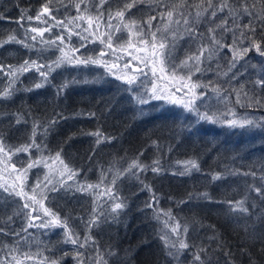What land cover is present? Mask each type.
I'll return each mask as SVG.
<instances>
[{
	"label": "rangeland",
	"instance_id": "rangeland-1",
	"mask_svg": "<svg viewBox=\"0 0 264 264\" xmlns=\"http://www.w3.org/2000/svg\"><path fill=\"white\" fill-rule=\"evenodd\" d=\"M227 1H232L237 10L232 27L225 25V13L218 6L200 12L198 22L206 23L208 30L214 29L221 43L233 45L234 39L238 42L243 39V25L252 21L256 27L255 39L264 50V23H261L264 0ZM176 19L173 15L169 24L174 26ZM111 23L113 28L108 30L115 50L99 51L93 57L99 62L93 63L92 69L109 68L131 88L123 105L115 107L107 95L88 86L70 88L66 75L72 63L48 67L40 62L28 71L17 73L16 78L10 73L6 91L10 95L0 97V146L4 149L0 151V228L17 212L25 214L28 223L29 213L39 215L43 221H50L51 214H55L61 221L60 226L33 227L32 230H36V234L46 231L54 235L64 230V244L70 245L71 242H65L66 229L68 232L71 228L67 221L75 207L83 206L91 226L103 221L110 264H195L193 259L199 251L197 245L201 237L215 248L213 261L207 264H243L246 258H250L252 264H264V258L262 261L255 258L264 257V250L256 244L264 240V200L260 201L255 191L257 187L264 188V88L256 86L257 80H264L261 55L248 39L235 45L249 48L248 53L236 61L235 67H230L233 53L227 47L220 48L211 60L201 63L203 70L198 79L192 78V81L207 87L196 89L197 93L205 94L196 104L200 113L215 114L216 121L200 120L195 112L186 110L180 103L164 99H151L147 104L138 102V97L150 96L153 87L162 95L190 99V93L184 95L188 89L180 80L181 76L187 78L190 65L178 68L175 78L172 67L181 62L172 63L170 59L163 73L159 71V64L156 65L155 76L151 64L145 67V74L142 70L132 71L128 67L129 59L144 65L143 60L152 58L150 47L137 50L144 47L138 44L134 34L142 25L125 18L114 19ZM124 25H132L131 35ZM221 25L231 30L225 32ZM236 25L240 26L239 30ZM143 32H148L145 39L151 40L152 32L161 38L158 28L152 32L143 29ZM209 33L203 45L211 46L212 33ZM173 34L169 33L168 38ZM102 52H105L103 56ZM23 64L12 70L20 69ZM40 65L45 67L39 68ZM41 71L48 73L46 81ZM128 78H135L134 83H127ZM36 84L42 86L37 88ZM61 88L63 90L58 93ZM213 88L220 90L219 95ZM241 89L242 102L237 103L236 92ZM244 93L253 99H248ZM256 100L262 102L256 104ZM233 119H247L253 124L229 126L227 122ZM239 128H246V131L234 144L232 138ZM33 140L39 148L17 151L31 145ZM122 151H129L131 157L113 164L112 160ZM167 152L172 155L167 157ZM142 159L158 166L156 202L169 207L172 213L164 215L161 211L151 216L149 210L144 209L147 192L133 177L137 176ZM35 161L42 162L28 168L29 163ZM21 169H27L26 177L21 176ZM217 175L221 178L213 179ZM125 177L128 181L123 188L128 189L129 194L135 193L136 199L130 208L125 206L113 212L114 204L121 202V194L116 191L113 195V190ZM26 202L29 208L24 207ZM237 202H243L247 211L234 210ZM45 209L49 214H45ZM42 220L33 223L38 225ZM177 222L180 224L179 238L189 247L182 250L178 258H173L168 255L161 237L168 235L176 241L172 228ZM34 237L37 240V235ZM36 243L38 245L39 241ZM31 245L34 247L35 242ZM36 250L34 247L22 258H6L4 264L58 261L56 257L44 258Z\"/></svg>",
	"mask_w": 264,
	"mask_h": 264
},
{
	"label": "trees",
	"instance_id": "trees-1",
	"mask_svg": "<svg viewBox=\"0 0 264 264\" xmlns=\"http://www.w3.org/2000/svg\"><path fill=\"white\" fill-rule=\"evenodd\" d=\"M171 1L104 0L101 5V0H51V13L55 19L44 16L41 20H37L35 17L49 0H0V17H3V19H0V97L5 95L8 88L7 84L11 75L9 69H13L25 61L30 63L32 61L36 63L45 62L49 67V65L53 66L64 54H70L69 57L71 58L80 57L83 59L97 56L98 52L104 48L111 52L115 50V48L107 47V36L111 35L108 30V22L110 14L112 20L120 18L116 16V13L120 11L124 12L122 19L133 20L142 25L145 30L152 32L158 28L160 37L165 36V39H167L170 36L169 33H174L173 36H175H172L173 38L169 37L167 39L169 46L174 42V47L171 46L170 62L180 64L187 57L198 55L199 49L203 45L204 37L209 36L210 33L206 28V23L201 22V20L198 22L197 13L210 10L208 7L209 0ZM226 2L229 7L223 9L225 13L223 21H227L226 25L232 27L236 22L237 10H235L236 8L232 1L226 0ZM211 3L221 9L225 0H211ZM76 4H80L79 11L76 8ZM127 4H134V6L126 9ZM169 11H172L173 15L178 19H176L177 22L174 26L169 24L166 15ZM231 11H235V15H232ZM22 13L24 14V19L17 23ZM80 16H83V19H78ZM28 17L33 19L29 20ZM90 17L92 18V28H89ZM152 17H155V19L151 20V28L149 29L147 21ZM184 18L189 20L187 26L184 24ZM69 20H73L74 23L68 24ZM57 21H63L68 24V28L57 26ZM97 24L100 25L98 30ZM111 24L113 25V23ZM76 25H79V27H76ZM165 25L168 26L167 29ZM49 26H51V30L44 32L43 37L30 31L32 27L43 29ZM112 28L113 26L110 29ZM186 28H192V36L188 34ZM84 29H88V31L86 32ZM69 31L79 33V35H69ZM101 33L104 35L101 36ZM60 35L64 36L63 44L56 40V37ZM33 36L37 37L36 40L32 39ZM81 36H85L87 39H81ZM11 37L15 39L12 40L10 39ZM102 39L104 43H101ZM46 41H55V43L49 44ZM25 44L29 46L26 47ZM61 48L64 50L63 53ZM74 49H79V51H73ZM256 53L260 55L259 52L256 51ZM261 57L264 61V56L261 55ZM69 66L71 71L66 75V83H68L70 88L88 86L94 90L96 89L105 96L107 95L115 107L123 105L131 93V88H127L125 82L115 77L109 68L102 69L97 66L96 70L93 71V63L71 64ZM198 74L199 72H197V75L195 72L192 78L198 79ZM189 96L191 97V95ZM245 131L246 128H239L237 134L232 138L234 144L241 140ZM166 154H168L167 157L172 155L171 152ZM130 157L129 151H122L112 162L113 164H119ZM139 164L140 169H138L137 176L133 175V177L137 179L138 185L147 192L146 195L148 197L145 199L144 209H148L151 216L155 213L160 214L161 211L164 215L172 213L169 207H164L160 202H156L157 197L155 195L158 193L159 188L156 175H158L159 170L154 172L152 169L157 166L143 159ZM127 181V177L121 180L117 184L116 190H113V195L116 191L119 192L121 201L130 208L133 200L136 199V194L133 192L129 194L127 192L128 189L123 188ZM259 200L262 201L264 198L260 197ZM148 205H152V207H148ZM82 207H75L72 210L70 219L67 221L71 225L68 232L78 239L79 243L76 245L72 243L70 245L64 244V230L54 235L50 234V232L40 231L37 228L40 232L36 234V230H32L33 227H28L25 214L21 212L8 217L5 226L0 228L4 230L0 232V263L4 264L6 258L17 259L22 258L21 256L25 257L34 247H37L36 252L38 254L42 253L44 258L56 257L58 264H78L77 252L83 254L80 258L82 264H110L107 242L102 231L103 221L95 222V225L91 226L90 218ZM95 213L94 211V217L96 216ZM24 229H27V231H24ZM253 229L257 230V227L254 226ZM35 235H37V240L34 237ZM86 238L88 239L86 240ZM36 241H39L38 245ZM263 241L260 239L259 244L256 243L262 251L264 250ZM34 242L35 245L33 247L31 244H34ZM79 244H84L85 246L79 247ZM245 245L247 246V244ZM197 249L199 250L197 254H200L204 264L213 261L215 248H211L204 238L201 237L199 239ZM255 258L262 261L264 257ZM195 264H199V262L195 261ZM243 264H252V261L250 258H246Z\"/></svg>",
	"mask_w": 264,
	"mask_h": 264
},
{
	"label": "snow or ice",
	"instance_id": "snow-or-ice-1",
	"mask_svg": "<svg viewBox=\"0 0 264 264\" xmlns=\"http://www.w3.org/2000/svg\"><path fill=\"white\" fill-rule=\"evenodd\" d=\"M103 3H104V0H101V5ZM50 4H51V0H49V2L42 7L41 12L37 14L35 19L41 20L42 17H44V16H48L51 19H55V17L52 16ZM133 6H134V4H127L126 9L131 8ZM208 7L209 8L213 7L211 0H209ZM226 7H229V6L225 0V3L220 10L223 11V9ZM76 8L79 11L80 4H76ZM245 12L247 13L246 8H245ZM201 14L202 13H197L198 16ZM231 14L235 15V11H231ZM247 14L251 15V13H247ZM166 15H167V18L169 21H171L173 19V12L172 11L167 12ZM212 15L215 16L216 12L213 11ZM116 16L123 18L124 12L123 11L117 12ZM0 19H3V17H0ZM23 19H24V14L22 13L21 17L17 21V23H20ZM28 19L31 20L33 18L28 17ZM78 19H83V16L78 17ZM152 19H155V17H152L149 21H147V23L149 25V29L151 28V20ZM111 20H112V17L110 14L109 15V22H108L109 28L112 27ZM72 23H74L73 20L68 21V24H72ZM261 23H264V20H261ZM56 24H57V26H63L66 29L68 28V24H65L63 21H57ZM184 24L186 26L189 24V20L187 18H184ZM226 24H227V21H225V25ZM76 27H79V25H76ZM99 27H100V25L97 24V30L99 29ZM124 27L129 28L130 35H131L132 34V25H124ZM167 27L168 26L165 25L166 29H167ZM220 27H222L223 31H225V32L231 30L224 25H221ZM89 28H92V18L91 17L89 18ZM239 28H240V26L236 25V29L239 30ZM243 28L245 29V31L241 32V36L243 37V39L240 40L239 42L234 39L233 45H225V44L221 43V41L216 38L215 30L210 29L209 31L212 33L211 46L202 45L199 49V55L189 56L186 60L181 61V64L179 66H173L172 67V77L175 78L177 76V69L178 68L182 69L184 67H189V65H190L189 74H188L187 78L185 79V77H183V76L180 77V80L183 83V87H186L188 89V92L184 93V95L187 96L190 93L191 94L190 99H188V100H185L183 98L176 99L174 96L162 95L155 89V87H153V89L151 90V95L147 96V97H138V102L140 104H147V103H149V101L151 99H164V100L169 101L170 103H180L183 105V107L186 110H188L190 112H195L200 120H208V121L215 122L216 121L215 114L208 115L207 113H200L199 112L198 106L196 104V100L201 99L202 97H204L205 94L204 93H197L196 89L199 87H207V86L206 85H200L198 83L193 82L192 76L195 74V72H201L203 70L200 67V65H201V63L204 62V60H211L212 57L219 51V49L223 48V47H227L229 49V51H231L233 53V60L230 64V67H235L236 61L238 59H242L249 51L248 47H243L242 49L239 47H235V45L237 43H243V40L250 39L252 46L256 48L257 52H259L260 55L264 56V50L261 49L260 42L255 39L256 27L253 25V22L249 21L248 24L243 25ZM50 30H51V26L43 28V29H40L37 27H32L30 29L31 32L37 33L40 37H43L44 32H47ZM186 30L190 36L193 35L192 28H186ZM84 31L87 32L88 29H84ZM249 33H251V36L249 35ZM72 34L79 35V33H72L71 31H69V35H72ZM134 34L138 37V44L144 46L143 48H138L137 49L138 51H144L145 48H147V47H150L152 50V58L143 60L145 67H148L149 64H151L152 65L151 71H152L154 76L157 73V67H156L157 64H159V66H160L159 71L162 73L165 72V70H166L165 66L168 64V59H169V56L171 55V47L169 46L168 43L165 42V39L163 37L158 39L157 33H155V32L151 33V37H152L151 40L145 39V37L148 35V33H144L143 29L141 27H137L136 32ZM103 35L104 34L101 33V36H103ZM233 36H235V32H233ZM36 38H37L36 36L32 37L33 40H36ZM10 39L14 40L15 38L11 37ZM81 39H87V37L81 36ZM56 40L60 41V43L63 44L64 43V36L60 35V36L56 37ZM17 42H19V41H17ZM46 43L54 44L55 41H46ZM101 43H104L103 39L101 40ZM25 46L28 47L29 45L25 44ZM171 46L174 47V42L172 43ZM107 47L113 48L112 36L110 34L107 36ZM63 51H64L63 48H61L62 53H63ZM73 51H79V49H74ZM103 55H104V53L102 52L101 56H103ZM134 58H136V57H134ZM64 62L72 63V64H88V63H98L99 61L96 59H93L91 57L83 58V59L80 57L71 58L67 54H64L60 59H58L55 62V65L57 67H59V65L61 63H64ZM35 64H36L35 61H32L31 64L29 63V61H25L20 69H17V70L9 69V71H11L12 76L14 78H16L17 73H22V72L28 71L29 68ZM38 67L43 68L45 66L40 65ZM193 68L195 69V72L192 71ZM40 74L42 77H44V80L46 81L48 73L41 71ZM233 78H235V76H233ZM134 79L135 78H128L127 83H129V84L134 83ZM13 82H14V80H13ZM41 86H42V84H36L37 88H39ZM256 86L264 88V80H257ZM64 87H67V85H64ZM62 90H63V88L58 89L57 91L59 93ZM212 90L214 92H217V94L219 95L220 90L218 88H213ZM177 91H181V89H177ZM241 92H242V89L240 91L236 92V96H237L236 102L237 103L242 102L240 99ZM7 95H10V93L6 92L5 96H7ZM244 95L247 97L246 93H244ZM247 98L250 100L253 99L252 97H247ZM201 102H202V100H201ZM261 102L262 101H260V100L255 101L256 104H260ZM227 123L229 124V126H232V127H235V126L244 127L245 125L253 124V121H250L247 119H244V120L233 119V120L228 121ZM33 135L34 136L36 135L35 129L33 130ZM31 147L39 148V145H36L35 140H33V143L31 145L17 149V151L27 152ZM0 151H4L2 146H0ZM58 157H59V154H57V158ZM41 162L42 161H35L32 163H29L28 168L35 167L37 164H39ZM195 166H196L195 163H193L192 167H195ZM152 170L154 172L158 171V166L153 167ZM26 175H27V169H21V176L26 177ZM244 175H249V173H244ZM251 175L254 176L255 173L253 172V173H251ZM69 178H71V176H69ZM220 178L221 177L219 175L213 177V179H220ZM46 179H48V178L46 177ZM48 182L51 183V180H49ZM37 187H39V183H38ZM89 187H91V186H89ZM5 190L7 191V189H5ZM53 190H54V186H53ZM108 191H109V193H111V189H109ZM255 191H256L258 196L264 198V188L257 187V188H255ZM17 194L20 195L21 193H17ZM24 195H26V194H24ZM203 195H206V194H203ZM125 206L126 205L122 201L115 203L114 207H113V212H116V210L122 209ZM24 207L29 208L30 205L26 202L24 204ZM148 207H152V205H148ZM235 209H239L241 211H247V209L244 208V206H243V202H237V204L234 206V210ZM33 211H35V209H33ZM44 211H45V214H49L47 209H45ZM51 215H52V219L50 221H43L39 215L32 216L31 213H29L28 227H40V228L48 229V228H54V227L60 226L61 221L59 220V218L56 217L55 214H51ZM168 215H170V214H168ZM35 220H42V222L37 225V224L33 223V221H35ZM179 229H180V224L177 222L175 227L172 228V233L177 236L176 241H172L168 235H163L161 237V239L164 241V245H165L166 250H168V255L172 256L173 258H178L181 251L189 247V245L183 239L179 238V236H180ZM3 231H4L3 229H0V232H3ZM24 231H27V229H24ZM187 231H188V229L185 226L184 232L187 233ZM87 239L88 238H86V240ZM65 242H71L74 245L79 243L78 239L73 238L72 235L67 232V229H66V240H65ZM84 246H85L84 244H79V247H84ZM76 255H77V259H78V264H82V260L80 258L83 256V254L77 252ZM194 261L199 262V264H204V262L201 260V256L199 253L195 255ZM52 264H58V261L53 260Z\"/></svg>",
	"mask_w": 264,
	"mask_h": 264
},
{
	"label": "water",
	"instance_id": "water-1",
	"mask_svg": "<svg viewBox=\"0 0 264 264\" xmlns=\"http://www.w3.org/2000/svg\"><path fill=\"white\" fill-rule=\"evenodd\" d=\"M128 67H129V69H131L134 72H138V71L142 70L144 74L146 73L145 65H143V64H138V63L136 64V63H133L132 61H129Z\"/></svg>",
	"mask_w": 264,
	"mask_h": 264
},
{
	"label": "flooded vegetation",
	"instance_id": "flooded-vegetation-1",
	"mask_svg": "<svg viewBox=\"0 0 264 264\" xmlns=\"http://www.w3.org/2000/svg\"><path fill=\"white\" fill-rule=\"evenodd\" d=\"M130 60H128V62H129Z\"/></svg>",
	"mask_w": 264,
	"mask_h": 264
}]
</instances>
